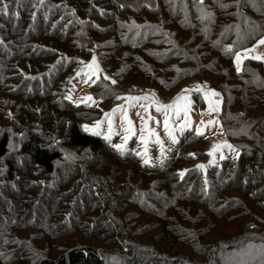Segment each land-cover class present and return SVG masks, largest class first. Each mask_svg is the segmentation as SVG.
<instances>
[{"label":"trees","instance_id":"obj_1","mask_svg":"<svg viewBox=\"0 0 264 264\" xmlns=\"http://www.w3.org/2000/svg\"><path fill=\"white\" fill-rule=\"evenodd\" d=\"M98 33L107 34L111 87L135 89L128 93L117 90L120 95H142L154 86L169 93L186 80L207 82L221 98L219 119L225 135L240 152L238 158L225 160L203 175L193 164L184 168L182 176L175 170L182 179L173 187L172 194L177 193L168 194L165 187L161 197L152 189L140 192L128 183L112 189L94 178L90 168L99 173L114 170L107 157L114 148L104 137L82 128L85 120L81 112L70 110L78 105L65 97L62 102L66 106L58 105L39 89L45 86L46 73H53L59 91H66L68 81L76 79L80 61L93 52L105 55L106 43L95 40ZM263 36L264 0H0V88L8 91L11 86L17 95L27 90L23 99L32 101L26 110V139L15 156L25 160L24 169L9 160L10 138L6 130L0 131V166H7L5 179L19 186H25V180L32 182L28 203L32 206L42 197L59 211L60 220L69 227L58 229L52 237L73 232L85 238L97 236L105 244L125 249L119 264H160L170 258L160 254L163 239L169 242L167 252L180 243L167 237L172 231L181 235L184 230L192 243L201 236V231L177 224L183 215L178 213L176 201L202 202L201 198L177 195L190 182L188 171L196 170L200 191L202 185L208 193L211 178L215 179L212 194L204 201L213 209L216 222L221 216H230L229 223L247 217L240 234L217 243L216 249L218 258L242 260L248 247L264 246V230L256 229L262 223L250 218L238 196L264 212V66L256 59H246L237 71L234 57ZM129 75L139 81L128 80ZM200 137L192 131L182 134L160 165L183 155L190 157L189 140ZM217 195L227 202L216 206ZM135 197L142 198L145 205L139 206ZM134 205L140 210L131 211ZM205 213L190 214L186 222L200 221ZM155 230L158 232L152 236ZM135 239L140 240L138 246ZM142 251L146 255L140 259ZM170 259L172 264H183L178 258ZM38 264L105 263L99 251L87 246ZM246 264H264V257Z\"/></svg>","mask_w":264,"mask_h":264},{"label":"rangeland","instance_id":"obj_2","mask_svg":"<svg viewBox=\"0 0 264 264\" xmlns=\"http://www.w3.org/2000/svg\"><path fill=\"white\" fill-rule=\"evenodd\" d=\"M201 1V0H198ZM105 33V32H104ZM97 43H106V49L104 54L102 51L93 52L91 55H87L86 59L79 62L75 70V77L73 81H68L69 87L62 92L59 91L60 83L56 80V76L53 73L45 75V86H40L41 94H50L48 100L58 103V105L66 106L62 102L65 100L78 105L74 108H69L71 111H80L85 123L82 124V128L85 130V126L88 127L91 133L93 131H99V137L109 136V124L105 119V114H111L110 119L112 122V134L110 139L106 140L111 147L114 148V152L107 154L109 165H114L113 171L95 172L90 168V173L97 177V180L102 181V184H109L112 189L117 187L120 183H128L135 185L143 190L152 189V193L159 195L161 190L168 187V194H172L175 183L182 181L180 176L173 173L175 170L184 173V168L188 165H195L197 169L203 174L206 171L215 166H220L225 160H236L239 156L238 148L232 144L231 139H228L225 135L220 118V112L222 108V101L219 95L209 96L205 99V93L213 91L207 82L201 80H186L176 90H172L169 93H161L164 91L159 90L158 87L143 88L146 93L142 95H120L128 93L127 90H135L130 86L123 90L118 88L113 90L110 80L104 79L107 77V34L100 35L98 33L95 39ZM264 40V36L254 43L251 48L239 50L235 54L240 55V69L241 61L246 59H256L264 66V44H260L259 41ZM234 57V65L236 67V59ZM93 58H95L98 69L96 75L91 76L87 65L92 64ZM238 71V70H237ZM240 71V70H239ZM79 73V75H78ZM88 73V75H85ZM89 76L91 78L89 79ZM128 80L138 82L139 77H133L129 75ZM87 81V83L85 82ZM197 86H200L199 88ZM2 87V86H1ZM6 89L0 88V131H7L10 138V151L11 156L9 160L18 163L20 168L27 165L25 160L16 159L15 156L19 151L20 145L23 144L26 139V124L29 120V116L26 112L28 105L32 101L27 102L23 98L26 95L27 90L23 94L18 95L12 91V87ZM34 90V89H32ZM184 90H189L184 93ZM38 91V90H36ZM142 91V90H141ZM140 91V92H141ZM215 92V91H214ZM65 95V96H64ZM187 95L189 109H188V126L185 127L184 113H179V118L173 110L169 109L167 118L169 122V130L172 135L169 136L165 132L164 121L165 115L161 111H157V107L167 106L173 104L177 97ZM92 97V100H86L84 98ZM209 101L217 107V111L208 113ZM184 101H181L183 104ZM12 107L11 111L8 107ZM123 107L124 113L116 111L113 114L114 109H120ZM80 108V109H78ZM139 114V115H138ZM131 121V125L134 130V135L127 133L126 129L129 127L127 121ZM217 121L218 123L209 127H206L208 121ZM123 121V124H122ZM203 121V124L201 123ZM100 123V127L97 129L96 125ZM22 126V129L21 127ZM146 126V130L141 133V127ZM19 127V128H18ZM196 128H200L203 135L200 139H190V157L187 155L181 156L179 159L170 160L165 162L162 166V162L169 153L173 150L182 134L187 131H192L196 134ZM222 129V133H221ZM149 130L155 133L154 136L149 134ZM94 135V134H92ZM128 136L127 141L124 137ZM159 140V142H157ZM143 141V142H142ZM256 144L258 142L255 141ZM115 145H122V150L117 151ZM218 146L213 152V146ZM223 145L233 146L231 149L223 147ZM212 152V155L209 153ZM127 155L128 157H125ZM147 160V163H145ZM195 160V161H194ZM200 160V161H198ZM193 161V162H192ZM233 161V162H234ZM86 162H84L85 165ZM228 164V162L224 163ZM80 165V166H82ZM160 165V166H159ZM7 166L3 163L0 166V260L2 264H38L42 260H56L61 255L66 254L74 249L91 247L101 253L104 258L105 264H119L123 258L125 249L122 247L116 248L115 246L105 244L99 241L97 236L85 238L84 234L73 232L69 234H63L62 236H53L58 229H65L69 227L68 223H62L60 220V214L57 209H53L51 204L44 202L42 197L37 198L36 202L31 206L28 201L32 194V182H26L25 186L16 185L13 181L8 182L5 179ZM86 168V167H85ZM85 168L81 170L84 171ZM188 176H190V182L184 186V191L181 195L187 199L189 198H201V204L195 202H183L176 201L179 209L178 213L183 215L177 220L179 227L188 229L192 227L197 233L201 231V236L192 243L190 241L189 233L181 231V235L171 232L167 237L174 239V242L179 240V244L170 250L168 248V240L163 239L160 247V254H165L167 257L178 258L183 264H246L250 263L258 256L264 257V246L253 245L243 251L242 260L232 261L229 258L216 257V249L219 246L217 243H224L223 240H228L229 237H237L242 230V224L246 221V218L239 217L235 222L229 223L230 216H221L216 222V217L212 213L213 209L205 203L204 199H209L210 193L214 189L215 179L211 178V188L209 192H205L204 186L201 185V191L196 183V170H189ZM21 177V176H19ZM193 188L192 190H190ZM156 195V196H157ZM165 196L163 194L159 197ZM239 196L242 205L250 211L249 216L254 220L260 221L257 230H264V212L256 207L253 203H250L247 198ZM135 202L139 205H145L142 198L135 197ZM217 205L227 202L226 199H222L217 195ZM64 204V201H63ZM219 207V206H218ZM33 209V210H32ZM131 211H139L140 207L130 206ZM200 210L205 211L206 216L200 221L190 220L188 221L190 214L196 215ZM217 208V213H218ZM188 212V214H183ZM120 212L119 216L123 215ZM235 218V217H234ZM227 219V220H226ZM249 220V219H248ZM250 221V220H249ZM254 229V230H256ZM158 230L152 232V236L156 235ZM121 241L125 242L123 238ZM136 245L140 243V240L135 239ZM134 242V243H135ZM200 245V246H197ZM225 245V244H223ZM222 245V246H223ZM146 255L145 251H142L138 256L142 259ZM170 258L164 259L160 264H172ZM246 262V263H245Z\"/></svg>","mask_w":264,"mask_h":264},{"label":"snow or ice","instance_id":"obj_3","mask_svg":"<svg viewBox=\"0 0 264 264\" xmlns=\"http://www.w3.org/2000/svg\"><path fill=\"white\" fill-rule=\"evenodd\" d=\"M5 7H7V6L5 5ZM259 43L260 44H264V40H260ZM235 59H236V62H237L236 63V67H237V70L239 71L240 70V64H239L240 55H236ZM95 65H96L95 58H93L92 64L87 65V67L89 69V72L91 73V76L96 75V72L98 70L95 67ZM78 75H79V73H78ZM85 75H88V73H85ZM91 76H89V79L91 78ZM104 79H108V77H104ZM85 82L87 83V81H85ZM113 83H114V81H113ZM197 87L199 88L200 86H197ZM188 91L189 90H184V93H187ZM204 95H205V99H208L209 96H217L218 93H216L214 91H211V92L205 93ZM84 99H86V100H92L93 98L92 97H87V98H84ZM181 101H184V103L181 104ZM169 109L173 110L174 113L177 115L178 118H179V113L181 111H183V113H184V120H185V125L184 126L187 127L188 126V109H189V103H188V97H187V95H182V96L177 97L176 100L171 105L157 107V111H161L165 115V121H164L165 132H166V134H168L169 136H171L172 133L169 130V122H168V118H167V114H168V110ZM217 110H218L217 107L214 106L211 101H209V109H208V113L207 114L210 115L212 112L217 111ZM116 111H120L122 113L125 112V110L123 109V107H121L118 110L117 109H114L113 110V114H115ZM110 115L111 114H105V119L107 120V122L109 124V136H106L105 137L106 140L110 139V136L112 134V122H111V119H110ZM100 123H103V122H98V124L96 125V128L97 129L100 127ZM127 123L129 125V127L126 129L127 133H129L130 135H134L135 133H134L133 127L131 125V121L128 120ZM201 123L203 124V121ZM217 123H218L217 121H211L210 120V121H208V124L206 125V127L215 125ZM122 124H123V121H122ZM145 130H146V126H142L141 127V133L143 134V132ZM85 131H90L87 126H85ZM195 131H196V134L197 135H203V132L201 131L200 128H196ZM221 133H222V129H221ZM92 134H94V135H100V132L99 131H93ZM149 134L152 135V136L155 135V133L152 132L151 130H149ZM124 139H125V141H127L128 136H125ZM157 142H159V140H157ZM114 147L117 149V151H121L123 146L122 145H115ZM217 147L218 146H216V145L213 146V152L216 150ZM223 147H227V148L231 149L233 146H231V145H223ZM212 154H213L212 152L209 153V155H212ZM145 163H147V160H145ZM182 175H183V173H181V176Z\"/></svg>","mask_w":264,"mask_h":264}]
</instances>
